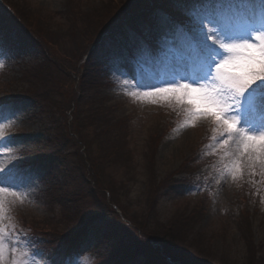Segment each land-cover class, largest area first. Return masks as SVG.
Segmentation results:
<instances>
[{"label":"rangeland","instance_id":"obj_1","mask_svg":"<svg viewBox=\"0 0 264 264\" xmlns=\"http://www.w3.org/2000/svg\"><path fill=\"white\" fill-rule=\"evenodd\" d=\"M2 1L0 0V13L3 12ZM129 1L21 0L18 12L25 19H28L30 14H34V12H38L42 17L45 16V19H48V14L54 12L55 15H53V21L51 22L53 27L61 24L66 25L63 15L58 14V11L63 8L65 3H68L74 6L76 10L80 9L84 16H88L87 18L90 15H95L93 16L96 17L94 27L99 28L111 23L112 18L115 16L113 14L118 12L121 7L131 10L129 7L131 2L129 3ZM174 1L172 3L177 8H184L183 5H178L179 2L177 0ZM222 1L220 0V3ZM257 5L261 7V0H232L227 5H218L217 11L233 26L242 27L249 23L259 22L261 8L258 10ZM4 7L6 11L9 9V12H4L3 15L0 14V30L2 28L6 29V23L9 24V27L13 25V23L9 22V19L13 18L9 14L13 13L5 4ZM100 13L101 16H98ZM120 14H123L121 10ZM255 15H258L259 18H256ZM42 17L41 19L43 20L44 18ZM22 21L24 20L22 19ZM3 22L6 23L2 25ZM51 23L49 22L50 25ZM157 23V26L154 29L152 28V30L155 34L161 36L158 43L163 50L161 54L167 57L171 69H176L180 73L182 72L181 74H186V72L190 71L191 64L186 54H183V47L187 46L185 50L190 52V47L194 46V41L190 40L185 29L179 30V28L169 23L164 15L157 18ZM116 24H118V21L114 20L107 30L113 29ZM137 26L141 30L150 29V24L148 25V23L146 24L143 21L138 22ZM11 36L13 38L15 32ZM127 36L129 40L132 39V42L136 38L145 37L141 34H136L134 30L130 29H128L124 38L126 39ZM121 38L124 40L123 37ZM66 42L70 43L71 40L68 38ZM120 44L121 46L123 45L122 43ZM121 46L117 44V47L109 50L106 55L109 62L105 66L107 69L111 68L109 73L116 80L115 84L107 90L112 95L111 100H109V108L112 110H110V119H119L117 126L121 135L123 134L119 146L124 151V155L126 153L127 158L132 160L127 167L124 163L115 164L116 158L120 157L119 160L122 158L120 152L113 151L105 143L97 141L95 135L91 132L92 129H87L86 131L89 135V146L92 147L89 148L91 153L84 150V158L89 157L90 154L97 156V158L100 157L103 154L100 148L106 147L105 149L108 152L111 151L108 156L109 163H105L107 174L109 171L110 178L108 180L105 179L106 184L104 183V186L106 187L112 183L109 187L114 190V184H118L116 190L122 194L121 200L128 206L129 215L136 220L138 219L137 222H146L148 220L147 217L141 218L142 214H146V212H143L145 205L148 207V200L155 204V209L152 211V219H158L161 223H167V221L174 218H182L185 214H193L194 218H196L194 221L197 224L195 223V227L192 229V223L188 227L193 235L203 237L205 244L210 246V249L216 252L217 256L221 255L224 261L226 259L228 264H246L247 248H245L244 242L240 238V231L236 223L239 222L241 213L247 214L249 218L251 217L255 244L263 246L264 252V177L258 174L251 175L245 171L244 175L237 180H232L230 176H225L221 179L219 169L222 167V149L215 143L214 137L218 138V134L213 132V125L209 121L201 120L195 127L184 128L177 133L173 130L177 129L185 118L179 106L161 101L153 103L150 100L137 99L129 95V92L135 90L133 81L160 83L172 78L171 76L167 77V71L161 66L162 60L146 52L144 57L140 59V62H142L141 67L145 64L146 68L143 70H141V67L140 69L136 68L133 63L129 62L125 48ZM41 59V53L34 50V48L30 47L24 53L23 48L19 45L6 50L3 42L0 43V63L4 65V67L0 68V98L4 96H6L5 98H10L12 94L17 95L18 91H22V84L17 79L20 78L23 67L39 62ZM155 67L158 69L156 74L160 75V77H155L157 81L146 77L149 76L150 71L155 72ZM125 79L128 80L127 85L122 84ZM32 109L33 107L27 100L16 103L8 102L0 106V125L4 126V136L0 138V167H8L15 163L24 177V187L22 189L24 198L7 196L5 199L4 219L0 221V226L5 227L9 233L14 232L18 235L24 245L16 252H13L11 244H6L5 264H13L14 260L22 257L26 258L25 253L28 256L36 253L33 257L34 264H52L50 253L60 261L71 258L75 264L112 263L114 260L105 261V255L110 253L113 247H116V244H122V241L128 243L129 239L128 237L126 239V236L118 233V231L115 232L117 233L116 237L113 238L111 236L109 229L114 230L116 226L111 219L103 220L102 224L101 222L94 224L96 229L91 225L92 229L86 235L87 238L83 240L85 241L83 248L79 247L70 256L64 253L67 246L59 239H56V244L60 248L59 255L57 247L50 252L51 245L49 243L46 250L35 246L32 240L37 241V239L33 238L18 220L17 213L20 217H25L29 221L36 220L41 222L42 226L48 224L43 219L48 217L49 210L47 211L44 206L46 200L40 195L47 188L40 182V178L42 179L45 171L38 167L33 168L30 165H21L28 160L36 161L32 151L37 146L44 144V142L41 143L39 141L42 138V122L32 116ZM114 122L117 123L116 121ZM206 136L209 139L203 140ZM26 150L30 152L26 153ZM75 151V148L65 149L63 156L58 158V162L49 166L55 169V175L49 180H44L45 184L47 182L48 188L51 186L53 190L61 191L63 187L60 183H63L64 187L68 186V188L73 190H77L78 187L86 188L88 186L90 180L83 177L84 169L82 168V163H79L80 158ZM104 155L106 156L107 154ZM124 155L123 158H125ZM148 159L153 162L150 163ZM145 168H151L156 172L157 176L167 179L164 181L167 183L166 187L161 192L159 191L160 193L158 192L159 195L156 198L153 197V189L146 187L145 180L147 176ZM87 170H89L88 164ZM46 171H48V168ZM52 181L53 184H49ZM92 191L91 189L87 193V200L86 198L85 200L82 198L78 200L75 203L77 207L73 210H80L83 214L87 210L93 211L90 206L91 201H93ZM108 191L107 187L103 191L106 194L104 200L110 203L112 194H108ZM111 205L115 208L119 207L112 202ZM52 207L56 214L60 212L59 206L52 204ZM116 211L119 216L122 215L121 218L125 221L123 212L120 209H116ZM147 211L150 212L149 209ZM126 223L130 226L127 221ZM56 225L57 222L49 223V225L45 226V233H48L47 230L52 229ZM68 227L69 225L65 226L66 229ZM50 232L53 233V231ZM50 237L48 239L53 240ZM52 238L55 237L52 236ZM140 239L146 240L143 236H140ZM148 242L154 250L163 251L159 243ZM148 251V248L140 250L144 254L148 253ZM217 256L215 259H217ZM217 263L219 262L217 261Z\"/></svg>","mask_w":264,"mask_h":264},{"label":"trees","instance_id":"obj_2","mask_svg":"<svg viewBox=\"0 0 264 264\" xmlns=\"http://www.w3.org/2000/svg\"><path fill=\"white\" fill-rule=\"evenodd\" d=\"M20 1L3 0V12L0 14L3 15L4 12H9V9L6 11L4 4L13 13L9 14L11 18L13 16L12 19H9V22L13 23L12 27L10 25L11 28L8 23H2V25L6 23V29L2 28L4 30L2 36L7 37L9 32L15 31L17 36L13 38L8 36L9 39L17 44L20 43L24 48L28 45L32 46L34 50L41 53L42 57L39 62L23 67L20 78L17 79L22 84V91H18L17 95L12 94L15 101L30 100L35 108V117L42 122V133L45 138L41 139L40 142H44V144L36 147L32 152L42 156L41 158H44L45 155L49 157L47 161L50 164L48 166H51L56 164L58 158L63 156L65 149L75 148V153L80 158L79 163H82L84 169L83 177L90 180L86 188L78 187L77 190L70 189L68 186L64 187L63 183H60L63 187H60L62 188L61 191H55L50 186L41 194L46 200L44 206L47 211L49 210L48 217L43 221L48 224L42 226L41 222L29 221L25 217H21L24 228L34 234L43 236L50 234L51 237L61 238L59 231L66 230L65 226L67 225H69L67 229L77 228H73V234L76 230H79L83 235L88 230L89 225L98 224V222L102 224L103 220L111 219L116 224L114 230L109 229L111 236L114 238L117 235L115 232L118 231V233L126 236V239L127 237L129 239V242L124 246L125 241L121 240L122 244L115 251L116 254L120 251L125 255V257H122V264H138L141 262L143 257L141 254L144 253H141L140 250L143 248L149 250L148 253H145L147 258L144 264H170L168 259L182 264H228L226 259L224 261L221 255L217 256V253L205 244L203 237L193 235L190 231L188 227L191 223L193 224L191 229L195 227V223L197 224L194 221L196 218L193 214H185L182 218H174L167 221V223H161L158 219H152L155 204L148 200V207L145 205L146 209L144 207L143 212H146V214L141 215V218L147 217L148 220L137 222L138 219L136 220L129 215L128 206L121 200L122 194L116 190L118 184H114V190L109 187L112 183H107L109 185L106 186L109 190L108 194H112L110 203L105 202L106 194L103 191L106 187L104 183L105 179L110 178L105 163H109L108 156L111 151L108 152L105 149L106 147L100 148L103 153L100 157L97 158V156L90 154L89 157L84 158V150L91 153L89 148H92L89 146L90 140L89 135L86 133L87 129H92L91 132L95 135L97 141L105 143L113 151L120 152L122 158L124 155V151L119 146L123 136L117 126L119 119H110L112 110L109 108V100H111L112 95L107 89H110L109 86L112 84V80L102 70L105 61V59L103 60V47L106 43L104 41V44H101L99 40L114 20L118 21V24L114 27L116 28L119 24H125V21L135 23L139 17L150 15L148 12L153 8L162 7L173 13L168 8V0H130L129 7L131 10L121 7L120 10L123 14H120L119 10L113 14L115 16L112 18L111 23L99 28L94 27L96 17L93 16L95 15H90L87 18L88 16H84L80 9L76 10L74 6L68 3H65L63 8L58 11V14L63 15L66 25L61 24L53 27L51 22L53 21V15H55L54 12L48 14V19H45V16L42 17L38 12L29 13V18L25 19L18 12ZM98 16H101V13ZM41 17L44 19L42 20ZM68 38L71 40L70 43L66 42ZM15 43L11 46L14 47ZM93 45H95V48L91 50ZM85 55L88 56L85 58ZM124 156L125 158H121V160H119L120 157L116 158L115 164L124 163L127 167L132 159H128L126 153ZM148 161L153 162L151 159H148ZM87 164L89 170H87ZM145 169L146 187L153 189V197L156 198L162 189L166 187L167 183L164 182L166 178L157 176L151 168ZM54 175L55 169L51 167L44 176L43 182ZM53 181L49 184H53ZM91 189L93 190V193H91L93 201H91L90 206L93 211L87 210L83 214L80 210H73L77 207L75 203L78 200L81 198L87 200V193ZM111 202L119 206L116 207L123 212L125 221L119 216ZM52 204L59 206L60 212L58 214L55 213ZM148 209L150 212L147 211ZM126 221L130 226L127 225ZM51 222H57V225L47 230L48 233H45V226ZM236 224L240 231V238L244 242L245 248H247L246 264H264L263 246L255 244L251 217L249 218L247 214L241 213L239 222ZM50 231H53V233ZM73 234L70 235L71 240L75 239ZM140 236H143L146 240L140 239ZM148 241L159 243L163 251L154 250ZM129 246L133 248L129 249ZM216 256L217 259H215ZM110 257L109 254L108 258Z\"/></svg>","mask_w":264,"mask_h":264},{"label":"snow or ice","instance_id":"obj_3","mask_svg":"<svg viewBox=\"0 0 264 264\" xmlns=\"http://www.w3.org/2000/svg\"><path fill=\"white\" fill-rule=\"evenodd\" d=\"M218 5L220 0H192V6L184 10L189 18L187 35L194 41L191 71L160 83L133 81L135 90L128 94L179 106L185 118L173 130L177 133L201 120L209 121L218 134L215 143L222 149L221 179L237 180L245 171L264 177V0L259 22L242 27L225 19ZM3 129L0 125V138ZM23 179L15 163L0 167V221L7 196L24 198ZM6 244L16 252L24 242L0 226V264H5ZM35 255L25 253L26 258L13 264H34ZM53 264L75 262L69 258Z\"/></svg>","mask_w":264,"mask_h":264}]
</instances>
